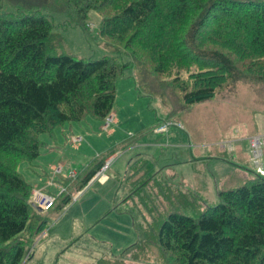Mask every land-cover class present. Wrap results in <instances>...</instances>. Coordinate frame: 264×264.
I'll return each mask as SVG.
<instances>
[{
    "label": "trees",
    "instance_id": "obj_1",
    "mask_svg": "<svg viewBox=\"0 0 264 264\" xmlns=\"http://www.w3.org/2000/svg\"><path fill=\"white\" fill-rule=\"evenodd\" d=\"M63 1L82 24L90 10L119 6L103 16L100 34L144 56L160 87L177 89L188 106L211 99L229 81L253 74L264 80V0ZM52 34L53 24L42 12L0 16V155L14 152L33 160L47 126L79 122L89 106L99 119L110 114L115 81L130 64L114 56L51 52ZM155 87L147 82L151 91L144 96L158 93ZM34 126L40 130L36 136ZM29 188L16 170L0 163V264H19L25 255V244L15 238L30 223ZM217 196L218 203L197 218L169 213L157 232L159 246L176 254L178 264H264V177Z\"/></svg>",
    "mask_w": 264,
    "mask_h": 264
},
{
    "label": "rangeland",
    "instance_id": "obj_2",
    "mask_svg": "<svg viewBox=\"0 0 264 264\" xmlns=\"http://www.w3.org/2000/svg\"><path fill=\"white\" fill-rule=\"evenodd\" d=\"M119 8L107 7L101 12L90 10L82 24L74 12H67L63 0H0V16L13 17L24 12H42L48 16L53 24V34L48 40L51 52L82 59L114 56L122 63L130 64L115 86V100L109 114L112 121L108 128L103 127L106 118L95 117L89 106L79 122L56 123L47 126L46 132L41 134L37 126L30 129L32 135L39 134L42 142L37 158L26 160L14 152L0 155L2 165L16 170L31 185L26 197L29 204L34 203V192L55 196H50L54 201L49 208L34 203L41 210L31 207L27 229L15 238L25 244L23 259H28V251L38 242L45 223L50 222L52 216L48 212L55 209L58 196L64 192L73 195L82 187L81 168L108 149L115 148L119 150L115 152H120L136 143H146L144 147L158 143L160 137L154 131L157 121L171 119L180 123L173 126L180 129L176 130L173 139L176 143L184 140L187 146L175 150L174 158L189 155L191 149L198 159L193 165L180 161L175 167H165L164 173L158 175L159 164L151 169L150 164L134 160L126 167L122 154L114 157L112 166L106 169L110 178L82 192L81 201L75 203L65 217L75 214L73 211L80 205L81 214L90 226L79 241L78 252L87 247L92 249L86 237L89 234H94L100 246L105 247L103 242H107L109 253L115 256L109 255L95 264H178L177 255L164 251L157 241L159 226L166 216L177 212L197 218L218 203L217 190L236 188L249 179L264 177V80H258L253 74L251 79L229 81L211 99L188 106L177 89L166 85L160 87L158 79L149 74L150 64L144 56L138 58L123 43L114 46L113 40L100 34L103 16L113 15ZM145 53H148L147 47ZM172 69L175 71L176 67ZM182 75L188 77L186 71H182ZM170 79L171 76L167 81ZM149 81L160 90L150 96L152 99L144 96L150 94L151 89L146 88ZM136 87L139 92L141 89L142 96ZM161 110L166 114L165 119H158ZM114 111H117V117ZM172 131L174 128L169 133ZM254 138L262 144L258 142L252 147ZM146 158H155L153 161L158 163L160 155ZM58 164L70 165L68 168L76 174L68 171L65 176L59 175L62 170ZM238 165L242 169H238ZM120 170L125 174L122 175ZM106 171L104 176L96 172L94 178L106 179ZM124 191L128 194L121 201L122 205L112 210V200H115L114 207L117 206ZM107 205L111 212L108 219L93 221ZM91 216L94 217L89 218ZM97 221L93 229L92 223ZM54 225V220L48 224L52 227L51 232H54Z\"/></svg>",
    "mask_w": 264,
    "mask_h": 264
},
{
    "label": "crops",
    "instance_id": "obj_3",
    "mask_svg": "<svg viewBox=\"0 0 264 264\" xmlns=\"http://www.w3.org/2000/svg\"><path fill=\"white\" fill-rule=\"evenodd\" d=\"M119 78H121V76H119L116 79L115 86L118 83ZM114 114H115V117L118 116L117 111H114ZM165 115L162 112V114H160L158 119H165L166 118ZM167 120L178 123L171 119H167ZM162 121H165V120H162ZM160 122L157 121V124H159ZM155 127H154V131H155ZM171 128H174L175 131H172L171 133H169V130ZM170 129L164 132L155 131V133H157L156 136L160 137V139L158 140V143H153V145H150L147 147H144V145H147L146 143H136V144H133V145H130L124 148L125 150L120 151V152H115V151H119V150H114L115 148L108 149L104 155L100 154L96 156L97 158H95L93 162L89 161L87 165L81 168L82 177L80 178V180L81 181L83 180V177L85 176V174L91 168H93L97 162H101V166L99 167L98 170H96V172H98L102 168V166L104 165L107 159L113 156V159L111 162L112 164L120 154H122V156L125 157L126 167L130 165L134 160H140V161H144L150 164L151 169H153V165L157 167L159 164V166L157 167L158 175H161L164 173L165 167H169V166L175 167L176 165H179L180 161L184 164L193 165L194 160L198 159V157L194 156V153L192 152L191 149H190L189 155L184 154L183 157L176 156L174 158V155H177L175 153V150H177L179 147H182L184 149L185 146H187V144L183 142L184 140L182 141L180 140L178 143L174 142L173 138H176L175 132L176 130H180V129L177 127H173V126L170 127ZM76 138L79 139L80 137H76ZM140 145H143V146H140ZM142 150H145V152H137V151H142ZM115 153H118V154L114 155ZM150 155H158V156L160 155L158 163L153 161L155 158H151V159L146 158ZM115 156L116 158L114 159ZM161 162H164V163H161ZM58 166H60V170H62V173L59 172V175L61 174V176L62 174L65 176L68 171H73L70 168H68L70 165L63 166L62 164H58ZM237 168L242 169L241 165H238ZM166 171H168V169H166ZM120 172L122 173V175L125 174L123 170H120ZM55 173L57 172L55 171ZM75 174H76V171H73V175ZM106 174H107L106 179H102V180H98L97 177L94 178V175H93L87 181V183L83 184L80 190L74 193L73 195L69 194L68 192H64V194L60 196L59 193L61 191L56 195V196L59 195L60 198L58 196V201L55 205V209L54 210L52 209V211L48 212L52 216L51 220L50 222L45 223L43 230L38 235V242L32 245L31 251H28V254H29L28 259L24 258L21 260L23 264H95L99 259H106V257L109 255L115 256L109 253L108 248H107L108 244L106 241L103 242L105 247L98 245L96 239L93 237L94 234H89L88 236H86L87 240L90 242L89 246H93L92 249L87 247L81 250V252H78L77 247L79 245V241L85 236V234L88 232V229L90 228V226L87 225L85 221L86 219H84V216L81 214L82 206L79 205V207L75 209V211H73L75 214L70 215L67 219L65 218L74 208L75 206L74 204L81 201L80 195L82 194V192H84L88 187L95 185L96 183L103 184L105 183V181H107V179L110 178V175L109 173H107V171H106ZM112 176H114V174ZM53 181L56 182L55 184H58V181L56 180H53ZM127 194L128 193L127 192L125 193V191L120 194L119 203L115 207H114L115 200H112L113 202L112 210H115L118 208L119 205H122L120 203L124 199V197L127 196ZM67 195L68 197L67 199H65L66 203H64L65 200L63 198ZM51 196H54V195H51ZM110 215H111L110 208L107 205V208L105 211L101 210L100 214H98L95 218H93L94 216H91L89 218H93V221L97 220L98 218L99 219L101 218L100 220H102L103 218L108 219ZM53 220L55 221L54 232H51L52 227L51 226L48 227V224L51 223ZM97 224H98V221L92 223V228L94 229ZM97 247H102V249L97 248ZM96 255L98 256L96 257Z\"/></svg>",
    "mask_w": 264,
    "mask_h": 264
},
{
    "label": "built area",
    "instance_id": "obj_4",
    "mask_svg": "<svg viewBox=\"0 0 264 264\" xmlns=\"http://www.w3.org/2000/svg\"><path fill=\"white\" fill-rule=\"evenodd\" d=\"M112 121V117L111 116H107L105 121H104V124H103V127L104 128H108L110 122ZM175 124L179 125V123H175V122H171V121H168V120H165L159 124H157L158 126L155 127V131L156 132H164V131H167L170 129V127L174 126ZM258 142L260 144H262L260 142V140L258 141V138H254L253 139V143L252 144V147L257 146ZM112 159H113V156L110 157L109 159H107L104 163V165L102 166V168L99 170V172L97 173L98 175L100 174L101 176H104V171H106L107 168H109L110 166V163L112 162ZM51 195H43L39 192H34V200L33 202L37 205H39V207L41 206L44 207V208H49L51 205H52V202L54 201V198L53 197H50Z\"/></svg>",
    "mask_w": 264,
    "mask_h": 264
},
{
    "label": "water",
    "instance_id": "obj_5",
    "mask_svg": "<svg viewBox=\"0 0 264 264\" xmlns=\"http://www.w3.org/2000/svg\"><path fill=\"white\" fill-rule=\"evenodd\" d=\"M32 206L35 207V208H37V209H39V210H41L39 207H36V206L34 205V203H32Z\"/></svg>",
    "mask_w": 264,
    "mask_h": 264
}]
</instances>
